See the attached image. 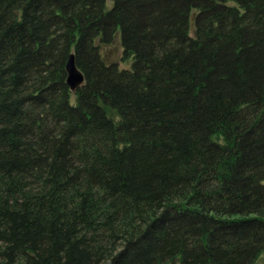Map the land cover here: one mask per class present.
<instances>
[{
	"label": "trees",
	"instance_id": "16d2710c",
	"mask_svg": "<svg viewBox=\"0 0 264 264\" xmlns=\"http://www.w3.org/2000/svg\"><path fill=\"white\" fill-rule=\"evenodd\" d=\"M106 1L0 0V264H255L264 0Z\"/></svg>",
	"mask_w": 264,
	"mask_h": 264
},
{
	"label": "water",
	"instance_id": "95a60500",
	"mask_svg": "<svg viewBox=\"0 0 264 264\" xmlns=\"http://www.w3.org/2000/svg\"><path fill=\"white\" fill-rule=\"evenodd\" d=\"M66 84L71 92H74L83 82L82 74L76 69L74 64V56L70 55L66 62Z\"/></svg>",
	"mask_w": 264,
	"mask_h": 264
},
{
	"label": "rangeland",
	"instance_id": "374dc122",
	"mask_svg": "<svg viewBox=\"0 0 264 264\" xmlns=\"http://www.w3.org/2000/svg\"><path fill=\"white\" fill-rule=\"evenodd\" d=\"M112 5L111 0L106 1V7L110 8ZM121 54L120 48H118L117 44H113L111 46H108L107 48L104 49V55L110 60V61H117L119 59V55ZM121 68H126L128 67V63H122L120 64ZM255 264H264V257L261 255Z\"/></svg>",
	"mask_w": 264,
	"mask_h": 264
}]
</instances>
